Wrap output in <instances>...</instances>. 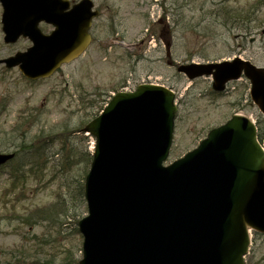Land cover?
I'll use <instances>...</instances> for the list:
<instances>
[{
    "label": "water",
    "instance_id": "95a60500",
    "mask_svg": "<svg viewBox=\"0 0 264 264\" xmlns=\"http://www.w3.org/2000/svg\"><path fill=\"white\" fill-rule=\"evenodd\" d=\"M5 41L22 34L33 46L4 59L33 79L52 74L90 43L98 11L83 0H1ZM46 20L52 34L40 31ZM2 62V61H0ZM190 78L213 74L224 90L243 70L264 112V67L242 59L185 63ZM168 87L143 83L116 93L85 130L97 138L85 179L88 214L82 218L79 264H246L250 228L264 231V144L255 123L234 114L210 130L200 146L165 165L178 106ZM14 153H0V165ZM250 227V228H249Z\"/></svg>",
    "mask_w": 264,
    "mask_h": 264
},
{
    "label": "rangeland",
    "instance_id": "374dc122",
    "mask_svg": "<svg viewBox=\"0 0 264 264\" xmlns=\"http://www.w3.org/2000/svg\"><path fill=\"white\" fill-rule=\"evenodd\" d=\"M96 1L102 12L94 27V42L84 55L64 65L54 76L31 82L23 77L19 68L0 66V151L17 149L19 139L16 137L20 132L16 133L20 130H30L25 131L30 132L28 138L38 143L43 139L41 133L48 134L53 129L59 133L63 132L60 127L84 124L100 111L113 93L143 82H158L177 91L179 110L169 161L197 147L210 128L227 122L235 112H243L260 123L264 135V114L250 98L249 80L242 77L230 82L228 90L220 95L212 93L211 77L189 80L179 73L176 64L169 63V48L160 38L162 27L158 23L165 6L168 8L166 35L173 37L169 50L176 62L228 59L240 54L261 66L264 65V1L227 0L229 6L244 14L253 6L248 11V20L244 16L245 20L240 23L227 24L223 15L217 14L224 0ZM1 12L0 6V57L32 45L24 37L12 44L5 43ZM113 26L118 31L115 34ZM45 28L49 30L50 26ZM85 136L82 131L71 134V143L76 141L75 144L82 147ZM93 142L94 138L90 137L89 149ZM63 144L64 141L57 138L48 151L57 152ZM34 157L25 151L18 155V160L25 164L21 170L27 176L17 186L11 183V165L0 170V264L11 257L16 260L13 256L36 255L40 248L34 234L38 237L51 234L45 223L30 226L19 218L24 206L35 207L56 196L57 183L49 181L48 169L38 172L35 165L32 166ZM86 212L83 210V216ZM73 231L72 227L67 228L64 234L71 238L61 235L53 249L49 246L46 249L58 251V247L72 242L79 255L78 244L82 237ZM253 248L257 258L264 256V237H258ZM19 261L16 260V264Z\"/></svg>",
    "mask_w": 264,
    "mask_h": 264
},
{
    "label": "trees",
    "instance_id": "16d2710c",
    "mask_svg": "<svg viewBox=\"0 0 264 264\" xmlns=\"http://www.w3.org/2000/svg\"><path fill=\"white\" fill-rule=\"evenodd\" d=\"M226 1L227 0L220 2V10L217 13L218 15H223L225 19L224 24H227V22L240 23L244 19V16L247 20L249 19L250 12L248 11H251L253 6L248 9L247 12L244 11L246 13L244 14L242 10H235L233 7L229 6ZM263 1L264 0H261L260 2ZM254 7H256V5ZM86 122L87 121H85L84 124ZM82 126L83 124L81 123V125L72 128H67L66 126L60 127V130L64 131V133H68L71 130L78 132L81 131ZM54 130L55 129L52 130L53 132L50 131L48 134H40L43 139H40L38 143L29 141L27 139L28 132L26 133L24 130H20L16 133L18 134L20 132V134L16 137L19 139V143L17 145L18 149L16 151L17 155H20L21 151L33 154L35 157L32 158L34 159V161L32 160V166L35 165L38 172L48 169L51 176L50 181L54 180L58 183L54 200L41 205H35V207L22 205L24 206V210L19 217L21 218V221H23L24 224H30V226H34L38 223H45L49 226L51 234L48 236L43 234L41 237L34 234L33 238L36 240L39 239L37 242L39 244L40 251L33 256H13L14 259L21 261L17 262V264H78L79 262L80 257L77 254V251H74L72 242H70V245H65V247H58V251H52L50 248L47 250L46 247L49 246L53 249L57 242H60L61 237L71 238L68 234H64L67 228L72 227L74 230L73 234L79 232L76 223L83 215V210H86L87 203L84 192V178L93 161L92 154L89 149H87L86 144L83 143L82 147H77L76 141V144L70 143L67 136H64L62 137L64 145L63 147H60L58 150L59 152H57L59 153V158L56 156H53L51 159L47 158L48 156L45 150L48 147L49 141L52 142L53 138H58L61 134L57 132V135L51 138L52 134L56 132ZM82 139L84 140V138ZM10 164L12 165L10 172L12 176L11 183L12 185L17 186L19 182H24L27 176V174L21 170L25 164L18 160V158L11 161ZM78 167H80V170H78ZM21 195H23V193H21ZM81 242L82 241L78 244L79 252L82 249ZM16 260H12L11 257L10 259H6L5 264H16Z\"/></svg>",
    "mask_w": 264,
    "mask_h": 264
},
{
    "label": "flooded vegetation",
    "instance_id": "af4514ba",
    "mask_svg": "<svg viewBox=\"0 0 264 264\" xmlns=\"http://www.w3.org/2000/svg\"><path fill=\"white\" fill-rule=\"evenodd\" d=\"M44 24V23H43ZM51 27V25H48ZM255 236H260V237H263L264 236V233H261V232H258V233H255ZM252 250L250 251L248 257H247V260H248V264H264V256L262 255L261 257L257 258L255 254V249L252 247L251 248ZM252 255V257H251Z\"/></svg>",
    "mask_w": 264,
    "mask_h": 264
}]
</instances>
